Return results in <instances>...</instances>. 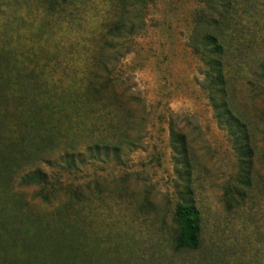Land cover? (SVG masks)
Segmentation results:
<instances>
[{
	"label": "trees",
	"instance_id": "trees-1",
	"mask_svg": "<svg viewBox=\"0 0 264 264\" xmlns=\"http://www.w3.org/2000/svg\"><path fill=\"white\" fill-rule=\"evenodd\" d=\"M43 1L55 17V27L65 29L73 40L63 54L67 84L48 86L29 77L19 84L17 98L0 96V264H80L96 254L82 243L80 206L92 196L83 191H91L90 185H68L67 177L111 157L119 163L123 154L141 149L143 143V131L131 134L139 125L134 109L124 100L125 92L116 90L115 74L117 63L134 53L127 42L143 35L147 9L154 0ZM255 1L243 0L239 10L241 0H202L189 39L205 70L203 90L236 161L224 187L225 206L229 213L247 214L251 223L264 207V108L252 98L250 109L240 95L243 88L259 98L264 95V54L255 53L257 42L247 23L253 19ZM90 14L102 18L93 34L86 30ZM45 70L46 66L35 68L31 76L39 72L41 77ZM170 129L179 177L175 245L197 250L204 226L195 202L196 156L188 134L174 124ZM41 164L57 172L26 173ZM31 187L39 188L45 201L64 192L65 204L59 201L62 207L50 219H36L24 211L16 190ZM9 216L13 222L6 221Z\"/></svg>",
	"mask_w": 264,
	"mask_h": 264
},
{
	"label": "rangeland",
	"instance_id": "rangeland-1",
	"mask_svg": "<svg viewBox=\"0 0 264 264\" xmlns=\"http://www.w3.org/2000/svg\"><path fill=\"white\" fill-rule=\"evenodd\" d=\"M201 1L154 0L147 9L143 35L127 42L134 53L117 63L116 90L125 92L124 100L134 109L140 127L131 134L143 131V143L141 149L123 154L119 163L111 157L67 177L68 185H90L91 191H83L86 196L92 194L80 206L82 243L97 251L80 264H89L90 259L93 264H264V207L251 223L247 214L229 213L224 202V187L236 161L203 90L204 67L189 45ZM242 4L243 0L239 10ZM252 9L253 19L247 23L257 42L255 53L264 54V0H256ZM88 17L86 30L93 34L102 18ZM55 21L43 0H0V96L17 98L19 84L29 77L48 86L67 84L63 54L73 40L65 29L55 27ZM44 66L43 76L39 72L31 76L33 69L40 71ZM240 96L250 109L252 98L264 108V95L259 98L243 88ZM173 124L188 134L196 156L195 202L204 226L197 250L175 245L179 177L171 147ZM36 170L49 175L57 172L41 164L26 173ZM16 190L24 211L36 219H50L66 201L64 192L45 201L39 188ZM6 221L14 220L9 216Z\"/></svg>",
	"mask_w": 264,
	"mask_h": 264
}]
</instances>
